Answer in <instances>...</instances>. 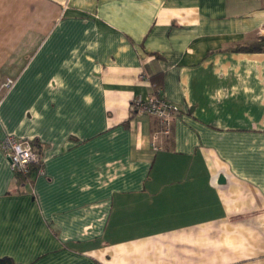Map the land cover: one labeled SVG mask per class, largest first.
<instances>
[{"label":"crops","instance_id":"1","mask_svg":"<svg viewBox=\"0 0 264 264\" xmlns=\"http://www.w3.org/2000/svg\"><path fill=\"white\" fill-rule=\"evenodd\" d=\"M263 27L264 0H0V257L264 264V52L236 49ZM156 90L179 109L157 151L131 107Z\"/></svg>","mask_w":264,"mask_h":264},{"label":"built area","instance_id":"2","mask_svg":"<svg viewBox=\"0 0 264 264\" xmlns=\"http://www.w3.org/2000/svg\"><path fill=\"white\" fill-rule=\"evenodd\" d=\"M260 34L264 36V27ZM144 78V76H142ZM16 84V79L7 78L0 82V106L3 96L10 91ZM132 112L136 115H148L157 120L158 127L152 133L151 145L157 151L162 148L161 141L171 134L172 122L175 114L179 112L178 107L167 101L159 90L152 93L147 98L137 96L131 103ZM1 148L7 156L11 170L15 174H27L35 163L41 158L34 149L33 142L24 140L16 135L7 134L1 142ZM42 162V160H41Z\"/></svg>","mask_w":264,"mask_h":264},{"label":"trees","instance_id":"3","mask_svg":"<svg viewBox=\"0 0 264 264\" xmlns=\"http://www.w3.org/2000/svg\"><path fill=\"white\" fill-rule=\"evenodd\" d=\"M237 50L240 51H245V52H250V53H255V52H264V38H259L256 43L246 45V46H241L236 48ZM157 91V90H156ZM155 91V92H156ZM158 125V124H157ZM157 129V128H156ZM155 129V130H156ZM154 130V131H155ZM153 131V132H154ZM38 153V152H37ZM39 154V153H38ZM40 156V154H39ZM41 158V157H40ZM42 160V159H41ZM41 160L38 163H35L34 165L31 166L29 173L27 174H16L17 179L19 182L22 183H28L33 181V178L36 175V172L40 170L42 167V162ZM0 264H19L15 262L12 258L10 257H0Z\"/></svg>","mask_w":264,"mask_h":264},{"label":"water","instance_id":"4","mask_svg":"<svg viewBox=\"0 0 264 264\" xmlns=\"http://www.w3.org/2000/svg\"><path fill=\"white\" fill-rule=\"evenodd\" d=\"M223 181H224V178L221 177V178H220V182H223Z\"/></svg>","mask_w":264,"mask_h":264}]
</instances>
